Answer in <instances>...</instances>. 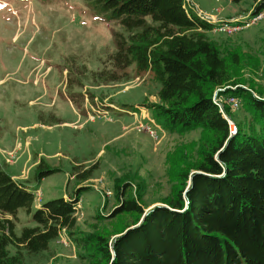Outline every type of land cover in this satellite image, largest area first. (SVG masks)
Listing matches in <instances>:
<instances>
[{
  "label": "rangeland",
  "instance_id": "rangeland-1",
  "mask_svg": "<svg viewBox=\"0 0 264 264\" xmlns=\"http://www.w3.org/2000/svg\"><path fill=\"white\" fill-rule=\"evenodd\" d=\"M186 2L224 24L254 7V0ZM119 32L121 25L89 0H0V164L38 191L39 204L82 188L77 230L112 236L133 220L107 218L118 204L116 184L131 182L147 210L162 204L179 165L197 159L201 138V129L170 134L155 121L145 105L158 101L153 73L111 61ZM209 36L223 52H240L236 80L264 89V17L237 33ZM226 106L235 122L246 120L242 107ZM41 162L56 170L37 182ZM34 225L21 209L18 232ZM82 253L62 231L26 264H88Z\"/></svg>",
  "mask_w": 264,
  "mask_h": 264
},
{
  "label": "trees",
  "instance_id": "trees-1",
  "mask_svg": "<svg viewBox=\"0 0 264 264\" xmlns=\"http://www.w3.org/2000/svg\"><path fill=\"white\" fill-rule=\"evenodd\" d=\"M89 3L123 29L116 34L114 65L153 73L158 101L145 105L159 126L170 134L201 129L198 157L179 165L170 195L148 211L131 182L116 184L118 204L107 218L127 214L133 220L113 236L77 230L82 188L39 204L38 191L0 164V264H26L62 231L88 264H264V89L236 80L240 52H223L209 36L213 24L186 0ZM262 10L264 0H254L250 11ZM215 92L241 100L247 118L235 122L234 134ZM225 112L233 119L227 106ZM55 170L41 162L35 180ZM21 209L35 225L18 232Z\"/></svg>",
  "mask_w": 264,
  "mask_h": 264
},
{
  "label": "built area",
  "instance_id": "built-area-1",
  "mask_svg": "<svg viewBox=\"0 0 264 264\" xmlns=\"http://www.w3.org/2000/svg\"><path fill=\"white\" fill-rule=\"evenodd\" d=\"M199 13V16L204 19L207 20L211 23H215L218 22L220 23V25H215L213 27V31L214 32H227V33H237L239 31H242L246 28H249L250 26L256 24L257 22H259L263 17H264V10L259 12L258 14H253V11H250L248 14H245L243 16L237 17V18H233V19H227L226 20V24H224L225 22H221V21H215L214 16L209 15V14H201ZM214 100L215 102L218 104V106L220 107V110L222 111V113L224 114V116L226 117V119L228 120V123L230 125V129H231V133L234 134L237 131V127H236V123L235 121L225 112L224 107L226 106V104L230 105L232 110L235 111L237 109H239L241 107V100L234 96V95H219L218 92H215L214 94ZM160 130V129H158ZM155 131H152V134H154ZM80 205H78L77 207H79Z\"/></svg>",
  "mask_w": 264,
  "mask_h": 264
},
{
  "label": "water",
  "instance_id": "water-1",
  "mask_svg": "<svg viewBox=\"0 0 264 264\" xmlns=\"http://www.w3.org/2000/svg\"><path fill=\"white\" fill-rule=\"evenodd\" d=\"M156 206V205H155ZM154 207V206H153ZM151 209V208H150ZM149 210V209H148ZM148 210H146V211H148ZM144 219V216L142 217V219H141V221Z\"/></svg>",
  "mask_w": 264,
  "mask_h": 264
},
{
  "label": "crops",
  "instance_id": "crops-1",
  "mask_svg": "<svg viewBox=\"0 0 264 264\" xmlns=\"http://www.w3.org/2000/svg\"><path fill=\"white\" fill-rule=\"evenodd\" d=\"M13 177L16 179L17 178V176L16 175H13Z\"/></svg>",
  "mask_w": 264,
  "mask_h": 264
}]
</instances>
